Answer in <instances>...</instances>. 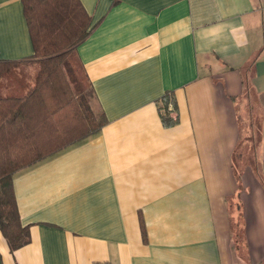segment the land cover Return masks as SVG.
<instances>
[{
  "label": "crops",
  "instance_id": "1",
  "mask_svg": "<svg viewBox=\"0 0 264 264\" xmlns=\"http://www.w3.org/2000/svg\"><path fill=\"white\" fill-rule=\"evenodd\" d=\"M81 2L93 31L77 52L106 123L14 174L30 240L12 250L0 225V264H264V0ZM34 54L22 0H0V59ZM242 119L259 133L239 183Z\"/></svg>",
  "mask_w": 264,
  "mask_h": 264
},
{
  "label": "trees",
  "instance_id": "2",
  "mask_svg": "<svg viewBox=\"0 0 264 264\" xmlns=\"http://www.w3.org/2000/svg\"><path fill=\"white\" fill-rule=\"evenodd\" d=\"M35 54L20 60L0 59V225L15 250L30 240L28 226L21 222L13 187L19 170L98 133L106 118L91 105L95 90L78 56V47L92 33L91 16L81 0H22ZM72 57L78 70L71 65ZM34 58V59H33ZM32 62L34 71L18 69ZM166 127L179 121L177 101L167 91L159 103ZM251 133L240 137L243 169L251 159L259 121L250 122ZM237 153V150H236ZM237 156V155H236ZM242 162V163H243ZM239 163V164H240ZM241 165V164H240ZM231 222L236 249L244 247L242 222ZM144 237L146 228L141 218ZM240 248V247H239Z\"/></svg>",
  "mask_w": 264,
  "mask_h": 264
},
{
  "label": "rangeland",
  "instance_id": "3",
  "mask_svg": "<svg viewBox=\"0 0 264 264\" xmlns=\"http://www.w3.org/2000/svg\"><path fill=\"white\" fill-rule=\"evenodd\" d=\"M34 59V58H33ZM32 62L33 61H31V62H29V61H27L26 63H20V65H19V67H18V69H22V70H24V71H27V70H29V71H34V69H35V67H34V65L32 64ZM71 65L73 66V68L74 69H76V70H78L79 68H78V64L75 62V58L74 57H72V60H71ZM93 100H94V98L92 99V101H91V103L93 102ZM249 124H250V120L248 121V119H242V125H243V128H244V130L246 129L247 130V127L249 128ZM255 129H257V128H255ZM245 130V131H246ZM257 131V130H256ZM257 140H258V136H255V140L254 141H256L257 142ZM255 143V142H254ZM241 152H244V154H245V151H244V149H243V146L241 147V146H239L238 147V149H237V153H236V155H235V168H241V169H243V165H244V162L242 163H240L239 162V158H241ZM249 158L251 159V161H253V152H251L250 154H249ZM242 159H244V158H241V160ZM241 165H240V164ZM249 166V165H248ZM246 168V167H245ZM234 246H235V244H234ZM240 247V248H239ZM237 249H236V247H234V253L236 254V255H244L245 254V250H244V247H243V244H242V246H239ZM240 253V254H239ZM240 260V259H239Z\"/></svg>",
  "mask_w": 264,
  "mask_h": 264
}]
</instances>
